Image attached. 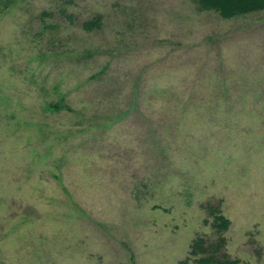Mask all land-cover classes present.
Listing matches in <instances>:
<instances>
[{
    "label": "rangeland",
    "instance_id": "374dc122",
    "mask_svg": "<svg viewBox=\"0 0 264 264\" xmlns=\"http://www.w3.org/2000/svg\"><path fill=\"white\" fill-rule=\"evenodd\" d=\"M207 204L264 264V11L0 0V264H180Z\"/></svg>",
    "mask_w": 264,
    "mask_h": 264
},
{
    "label": "trees",
    "instance_id": "16d2710c",
    "mask_svg": "<svg viewBox=\"0 0 264 264\" xmlns=\"http://www.w3.org/2000/svg\"><path fill=\"white\" fill-rule=\"evenodd\" d=\"M194 6L199 11H213L218 14L222 19H231L236 16H244L251 13L264 11V0H191ZM46 16V14H43ZM100 17H94L89 22L82 24L84 31H91L99 26ZM45 111L58 112L61 110L72 111L70 107L57 101L55 103H46L44 106ZM208 216L212 218L210 227L219 234L214 242L207 243L206 240L200 236L192 239L187 256H192L193 264H238L237 260L231 259L223 248L225 240L221 236L223 232L228 229L229 220L226 219L217 208H211L209 204L205 205ZM206 224V222H204ZM188 258L180 262V264H187Z\"/></svg>",
    "mask_w": 264,
    "mask_h": 264
}]
</instances>
